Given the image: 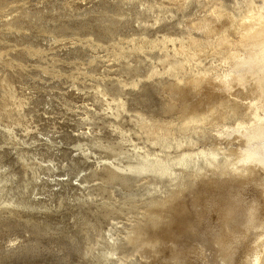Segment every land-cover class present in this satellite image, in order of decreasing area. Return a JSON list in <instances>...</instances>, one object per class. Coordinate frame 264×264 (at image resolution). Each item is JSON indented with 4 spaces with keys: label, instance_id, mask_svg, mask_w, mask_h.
I'll return each instance as SVG.
<instances>
[{
    "label": "rangeland",
    "instance_id": "374dc122",
    "mask_svg": "<svg viewBox=\"0 0 264 264\" xmlns=\"http://www.w3.org/2000/svg\"><path fill=\"white\" fill-rule=\"evenodd\" d=\"M217 4L0 0V264L144 262L129 237L171 188L137 167L161 150L153 132L180 122L169 90L219 59L225 41L188 28ZM213 214L194 264H223Z\"/></svg>",
    "mask_w": 264,
    "mask_h": 264
},
{
    "label": "bare ground",
    "instance_id": "6f19581e",
    "mask_svg": "<svg viewBox=\"0 0 264 264\" xmlns=\"http://www.w3.org/2000/svg\"><path fill=\"white\" fill-rule=\"evenodd\" d=\"M219 2L188 27L225 41L219 59L203 73L175 81L168 97L180 122L152 133L151 145L161 150L147 153L137 167L138 174L168 178L171 188L147 211L146 225L137 224L134 237L128 234L144 260L137 264L204 261L199 228L210 213L218 222L212 243L222 247L223 264H234L240 247L241 264H264V0H236L230 8ZM207 134L216 135L201 144ZM252 187L259 196H249ZM164 225L171 230L155 233Z\"/></svg>",
    "mask_w": 264,
    "mask_h": 264
}]
</instances>
